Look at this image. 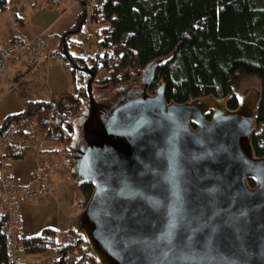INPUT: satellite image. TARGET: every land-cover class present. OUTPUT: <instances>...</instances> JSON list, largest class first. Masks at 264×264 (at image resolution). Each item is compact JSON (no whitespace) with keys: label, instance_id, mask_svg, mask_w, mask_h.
<instances>
[{"label":"water","instance_id":"water-1","mask_svg":"<svg viewBox=\"0 0 264 264\" xmlns=\"http://www.w3.org/2000/svg\"><path fill=\"white\" fill-rule=\"evenodd\" d=\"M163 61L139 81L96 84L69 60L86 82L65 161L94 188L72 218L76 240L95 264H264L262 93L244 88L234 109L212 94L167 101L164 84L151 91Z\"/></svg>","mask_w":264,"mask_h":264},{"label":"trees","instance_id":"trees-1","mask_svg":"<svg viewBox=\"0 0 264 264\" xmlns=\"http://www.w3.org/2000/svg\"><path fill=\"white\" fill-rule=\"evenodd\" d=\"M0 3V9L5 8L4 1ZM80 17L79 24L89 18L104 25L91 63L70 56L66 37L60 43L66 55L59 52L68 60L86 64L97 74L104 71V83L119 84L129 81L132 75L140 77L150 62L162 59L151 91L164 84L166 100L176 103L211 94L226 97L228 106L234 109L242 80L258 79V85L249 84L262 93L252 144L255 154L264 156V0H97L92 10ZM72 71L74 93L50 100H29L22 112L7 116L5 123L33 118L48 141L68 145L73 135L71 119L83 103L81 93L84 94L86 82L84 72L73 67ZM27 154L23 148L4 150V156L17 160ZM75 186L86 203L93 185ZM4 223L5 217L0 215V264H9ZM56 233V227L49 226L39 235L23 237L25 253L48 252L55 246ZM64 238L56 248L58 264H70V254L82 241L76 240L72 229ZM80 259L94 264V259L82 253Z\"/></svg>","mask_w":264,"mask_h":264},{"label":"rangeland","instance_id":"rangeland-1","mask_svg":"<svg viewBox=\"0 0 264 264\" xmlns=\"http://www.w3.org/2000/svg\"><path fill=\"white\" fill-rule=\"evenodd\" d=\"M45 1L5 0V8L0 9V25H2L0 29L5 31L11 28L12 32L13 22L18 17L20 20H24V23L20 22L19 28L21 30L26 28L29 33L40 35L51 50L61 51L62 54H65L60 49V43L62 38L66 37L70 56L83 58L87 64H90L91 57L99 49V41L104 25L93 23L89 18L84 23L79 24L80 16L84 13V6L79 0H61L60 10L47 7L39 9ZM1 5L2 3H0ZM0 38L8 41L2 37ZM27 57V55L22 56L19 62L16 64L10 63L3 71L0 79V123L7 116L22 112L29 100H50L58 95L76 91L72 65L66 56L62 55L56 61L42 64L35 69L26 64ZM105 75L104 71L98 73L95 83L103 84ZM139 80L140 77L132 75L129 81ZM251 83L258 85L259 81L256 78L243 79L238 87L239 93L247 87L257 88L253 85L249 86ZM46 145L54 147L59 143L47 141ZM66 146L64 144L62 148L65 149ZM36 156L35 151H28V154L22 159L7 160L12 176L17 182L24 184L27 181L26 174L30 167L35 164ZM47 180L51 185L48 192L39 196L33 202L21 203L22 208L25 207L35 213V215H24L22 213L19 229L21 238L41 233L42 229L40 230V227L45 221H47L46 227L55 224L61 225V229L64 230L66 220L64 216L69 213L68 216L71 218L67 219L70 220L67 229H72V218L86 206V203H84V207L78 205L83 202V196L70 177L65 156L62 157L58 168L47 176ZM65 233L66 231L62 234L58 233L55 237L58 246L65 241ZM56 243L53 248L45 253L30 254L23 252L20 255V261L25 264H45L46 261L50 264H57L55 262L57 257ZM82 245L83 242L81 241L80 247L75 251L81 252Z\"/></svg>","mask_w":264,"mask_h":264},{"label":"built area","instance_id":"built-area-1","mask_svg":"<svg viewBox=\"0 0 264 264\" xmlns=\"http://www.w3.org/2000/svg\"><path fill=\"white\" fill-rule=\"evenodd\" d=\"M96 1L85 0L88 12L92 10ZM60 5L61 0H46L39 9L42 7L58 9ZM19 24L18 20L13 23L14 37L21 36ZM25 55L28 56L25 62L32 69L54 62L61 57V53L51 50L40 36L16 42H5L0 39V79L7 65L16 64ZM47 141L33 118H18L8 123L3 120L0 123V215L5 217L2 232L6 236V255L9 264H23L20 261V255L25 252L19 235L20 204L27 201L33 202L51 189L47 176L58 168L62 157L66 156V150L62 148V144L51 147L46 145ZM6 147L36 152V166L26 184L17 182L12 176L7 161L12 158L4 156ZM78 205L84 207L83 202ZM80 255L79 251L73 252L70 255L71 264H90L86 260H81Z\"/></svg>","mask_w":264,"mask_h":264},{"label":"crops","instance_id":"crops-1","mask_svg":"<svg viewBox=\"0 0 264 264\" xmlns=\"http://www.w3.org/2000/svg\"><path fill=\"white\" fill-rule=\"evenodd\" d=\"M3 1H5V0H3ZM82 4H83V2L81 1V0H79ZM56 10H60V7L58 8V9H56ZM85 10H86V7L84 6V12H85ZM13 19H14V17H13ZM16 20H18L19 22H21V23H24V20H20L18 17H17V19ZM14 23V22H13ZM54 23V22H53ZM52 23V24H53ZM2 27V25H0V28ZM19 31H20V34H21V36L20 37H14V35L12 34V32H11V28H8L7 30H2V29H0V37H2V38H4V39H6V40H8V41H5V42H12V40L14 41V39L13 38H15V40H25V39H28V40H31V39H33L34 37H37V35H34L33 33H29L28 31H27V29L26 28H24L23 30H21L20 28H19ZM40 36V35H39ZM1 39V38H0ZM2 40V39H1ZM2 41H4V40H2ZM45 41V40H44ZM36 166V161H35V164L34 165H32L31 167H30V169H29V171H28V173L26 174V182H24V184H26L28 181H29V178H30V175H31V172H32V170L34 169V167ZM42 196V195H41ZM67 202L68 203H70L68 200H67ZM79 202V201H78ZM23 209H25V210H23ZM19 211H20V218H21V216H22V213H24V215L25 214H28V215H35V213H32L31 211H29L27 208H25V207H23L22 208V205L20 204V206H19ZM70 214V213H69ZM68 214V215H69ZM67 214H65V216H64V218L66 219L65 220V229L64 230H62L61 229V225L60 226H58V225H52V226H54V227H56V229H57V233H56V236H57V234L58 233H61L62 234V232H64V231H66V232H68L69 231V229H67V227H68V222L70 221H68L67 219L69 218H71V217H69ZM46 222L47 221H45L44 222V224H42L41 225V227H40V230L42 229V231L45 229V228H47L46 227ZM41 231V232H42ZM30 234H33V233H30ZM40 234V233H39ZM38 234V235H39ZM56 243V242H55ZM58 247V245H57V243H56V248ZM58 260H59V255L57 254V257H56V263L58 262ZM45 264H50L49 262H47L46 261V263ZM58 264V263H57Z\"/></svg>","mask_w":264,"mask_h":264},{"label":"bare ground","instance_id":"bare-ground-1","mask_svg":"<svg viewBox=\"0 0 264 264\" xmlns=\"http://www.w3.org/2000/svg\"><path fill=\"white\" fill-rule=\"evenodd\" d=\"M83 1V3L85 2V0H82ZM85 4H86V2H85ZM85 7H86V5H85ZM97 80V79H96Z\"/></svg>","mask_w":264,"mask_h":264},{"label":"flooded vegetation","instance_id":"flooded-vegetation-1","mask_svg":"<svg viewBox=\"0 0 264 264\" xmlns=\"http://www.w3.org/2000/svg\"><path fill=\"white\" fill-rule=\"evenodd\" d=\"M208 118L211 119V116H209Z\"/></svg>","mask_w":264,"mask_h":264}]
</instances>
